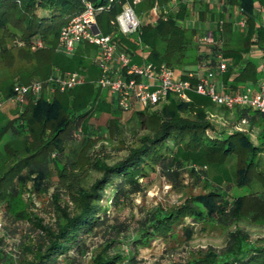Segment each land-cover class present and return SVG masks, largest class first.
Masks as SVG:
<instances>
[{
    "label": "trees",
    "instance_id": "obj_1",
    "mask_svg": "<svg viewBox=\"0 0 264 264\" xmlns=\"http://www.w3.org/2000/svg\"><path fill=\"white\" fill-rule=\"evenodd\" d=\"M89 1L95 5L109 4L97 16L102 30L108 33L112 28L109 20L118 13L119 2L123 0ZM223 1L242 7L248 24L246 32L239 33L225 22L223 43H217L212 50L230 56L232 65L239 66L237 82L249 78L256 82L260 75L255 63L252 65L243 55L252 42L264 45V19L255 11L256 4L264 8V0ZM199 3L202 4V0ZM178 4L176 14L161 18L155 24H142L138 32L148 47L151 61L188 67L184 64H196L201 55L192 38L196 29L186 30L190 31L188 34L177 24L178 18L186 16L188 8L181 0ZM82 8L83 0H0V37L5 35L17 45L30 46L37 39L45 44L38 49L45 68L32 70L20 77L19 83L45 80L51 65L61 70H79L87 77L85 83L72 89L54 90L50 99L42 95L35 102L28 100L22 106L15 105L12 113L0 110V140L8 134L4 153L0 154V204L10 220L23 219L31 224L30 232L21 234L13 242L7 234L0 235V264H119L123 261L139 264L138 244L151 234L168 235L186 216L221 225L226 229V241L219 249L207 246L187 250L184 260L170 264H264V237L250 240V233L239 226L229 229L243 220L242 215H247L246 207L251 212L253 203L247 204L248 199L253 202L254 197V201L264 206V187L254 196L230 198L224 189L220 190V182H214L218 188L210 187L205 193L186 200L182 208L146 209L136 220L135 233L126 241L132 251L125 253L123 248H116L120 242L117 236L129 226L118 224L117 228L108 223L110 217L102 203L106 187L114 188L110 202L120 204L129 194L141 191L143 185L138 178L148 176L155 169L171 184L181 185L185 172L196 181L207 183L208 166L223 164L231 155L235 156L236 164L234 175L227 183L250 186L253 172L262 175L257 157L264 152V113L246 107L226 109L194 92L189 93V101L169 94L165 102L127 112L135 128L132 129L134 138L125 143V122L121 120L124 111L112 104L113 101H107L105 90L96 84L99 73L92 61L81 65L94 47L80 43L72 55L56 50L61 26ZM199 10V17L203 19L207 5L200 6ZM214 14L224 17L210 11V20L215 19ZM118 40L127 50L136 48L135 40L120 36ZM189 49L194 50L193 58L187 54ZM13 85L14 82L6 84L3 91L6 98L12 94ZM83 109L87 110L82 112ZM212 111L232 122L226 125L228 128L221 129L209 118ZM103 112L110 114L105 123L109 136L96 147L99 135L90 118L92 114ZM238 125H244L245 129H235ZM254 125L258 127L256 140L249 134L253 133ZM78 128L82 138L75 142L74 133ZM114 141H117V149L126 152L108 161L110 156L105 146ZM185 162L195 166H186ZM12 170L17 171L13 179L7 176ZM92 171L98 175L91 179ZM51 187L53 190L44 208L50 220L44 221L29 194H43ZM25 191L28 198L24 201ZM0 229L4 230L2 222ZM182 230L189 239L191 228L185 225ZM98 234L104 239L95 246L89 239Z\"/></svg>",
    "mask_w": 264,
    "mask_h": 264
},
{
    "label": "rangeland",
    "instance_id": "obj_2",
    "mask_svg": "<svg viewBox=\"0 0 264 264\" xmlns=\"http://www.w3.org/2000/svg\"><path fill=\"white\" fill-rule=\"evenodd\" d=\"M199 1L200 0H197V5L191 4L188 6L187 10H185L187 13L186 16L177 19V24L181 28H184L185 32H187L188 34H190V31L186 30H190L192 28L196 29L195 33L192 35V38L196 43L198 42V37L206 30L208 25L207 22H209V18L204 16L205 18L200 19L199 22L195 23L196 15L195 13L193 14L192 10H195V8H200V6L202 8V4H200ZM181 2L184 3V0H181ZM186 4L188 5L189 3ZM155 5L158 6L159 12L158 17L155 21L152 22V24H155L157 20L161 18H167L170 14H176L179 8L178 0H169L168 3L163 4L158 0H141L135 6L136 13L143 20L141 25L150 21V18L153 15L151 10ZM187 19L189 20V23ZM224 24L225 22L222 25L224 26ZM120 37H124L125 39H128L132 42L134 40L133 35H120ZM140 43V45L143 46L144 49L148 52L147 45H145L142 41ZM31 45H17L12 39L5 35L0 37V102H2V104L0 105V110H8L10 113H12L16 108L15 105L9 102L8 98L4 96L3 91L6 84H13V82H18V79L20 77L27 76L30 72H32V70H42L45 68L41 61V51H39L38 49H34ZM140 45L136 43L135 49H137V47H139ZM3 47L5 49H3ZM94 52V48H91L89 50L86 60L83 62V64H81L82 66L86 64L87 60L91 61V57ZM193 52V49L187 50L189 58H193ZM254 60L257 64L259 63V60L257 58H255ZM133 61H141V57L137 54L136 56H134ZM184 65H188V67L191 66V64ZM55 68L60 69L55 65H51L48 68V70H50V74L53 72V70H55ZM95 68L99 73L100 71L98 67L95 66ZM188 93L193 92L189 91ZM87 109H83L82 112ZM121 114V120L122 122H125L123 138L125 143H128L134 138L132 135V129L135 128V125L134 121L131 120L130 115L128 116L127 112H121ZM212 114L208 115L209 118L215 120V122L221 129L228 128L226 127V125L232 123L227 118L225 119L224 116L222 117V115L216 116L215 111H212ZM11 115L12 114H10V116ZM109 116L110 115L106 112L91 115L90 122L93 124V128H95L97 135H99L96 147L102 141L105 142L106 138L109 136V132L105 128V123ZM235 129H245V126L238 125L235 127ZM81 138L82 133L77 136L74 141H80ZM7 140L8 135L4 134V136L0 140V154L4 153V145ZM116 146L117 141H114L111 145L105 146V152L110 156L108 161L118 159L125 154V149H117ZM257 162L258 168L262 172V175L257 176L256 172H253V179L250 186L244 187H237L234 184L227 183L228 180L232 179V176L234 175L236 164V158L234 155L229 156V158L223 164H210L208 166V179L205 178V182L207 183H204V180L196 181L194 179V176H191L188 172H185L181 179V185L171 184L160 173V171H158V169H155L154 171H151L148 176L138 178V181L142 182V190L134 194H129V196L125 198L120 204H114L110 202V198L112 196L114 188L112 186L106 187L102 203L106 206L107 213L110 217L108 223L115 224L117 228L119 227L118 224L129 226L128 230L121 231L117 236L120 242L117 244L116 248H123V251L125 253L132 251L130 245L126 243V241L135 233V228L137 225L136 220L144 214V211L146 209L156 208V206H160L165 210L182 208V204L186 200H190L196 195L205 193L209 190L210 187L217 186L218 188V185H216L215 183L219 182L222 184V187L220 186V190L224 189L225 193L228 194L230 198L239 196H244L247 198L251 195L254 196L255 192L261 190L262 187H264V152H262L261 156L257 157ZM185 163L186 166H195V164H192L191 162ZM16 172L17 171L14 172V170H12L7 176H11V178L13 179ZM97 175V172L92 171L91 179ZM52 190L53 189L51 187L46 193L43 194L29 192V196H31L32 200L31 202H34L36 206V212L44 218V221L50 220V217H47L44 208L45 206L47 207L49 195ZM27 193V191L23 193L24 201L28 198ZM246 203H253L251 212L248 211L246 207L247 211L245 210V212L247 213V215H242L243 220L232 224L231 226H229V229H234L235 226H239L243 230H246L250 233V240H255L258 237H264V223H260L264 222V206H261L258 201H254V197L253 202H250V200L248 199ZM29 208H31L30 205ZM252 217L254 220L252 219ZM0 222L4 224V230L0 229V235H2L3 233L7 234L10 242H13V240L18 238L21 234L30 232L31 230V224L28 220H10L8 215L2 209L1 204ZM185 225L189 226L192 230L191 237L189 239L186 238V235L182 230V226ZM111 235H114L113 232ZM226 236V229H224L221 225L210 222L207 219H193L190 216H186L184 220L174 228V231L169 232L168 235H161L156 233L151 234L150 236L143 239L142 242L138 244L136 256L139 264H170L173 261L184 260L187 256V250H195L198 248H205L207 246H213L219 249L224 246ZM103 239L104 237L102 236V234H98L90 237L89 241L96 246L101 241H103ZM119 264L131 263H129L128 261H123Z\"/></svg>",
    "mask_w": 264,
    "mask_h": 264
},
{
    "label": "built area",
    "instance_id": "obj_3",
    "mask_svg": "<svg viewBox=\"0 0 264 264\" xmlns=\"http://www.w3.org/2000/svg\"><path fill=\"white\" fill-rule=\"evenodd\" d=\"M140 1H120L118 13L109 20L112 28L105 33L97 16L106 10L109 4L95 5L89 0H83V8L61 26L56 49L66 55H72L80 43L92 45L95 52L91 61L100 71L95 82L109 93L113 104L124 112L165 102L169 94L176 95L182 101H189L188 92L192 91L207 96L211 102L226 109L246 107L264 113V74L256 89L247 85L235 91H225L218 89L215 82V71H224L228 66V60L221 51L212 50L220 41L219 33L215 31H221L224 22H229L236 31L245 30L248 18L242 7L221 2L219 6L224 17L214 20L216 29L212 24H208L206 30L198 37L201 55L199 61L194 66L173 67L166 62L151 61L148 52L140 45L138 30L143 20L135 11V6ZM196 1L184 0V3ZM255 11L261 13L260 8H255ZM151 12L153 15L148 22L152 23L158 17V6L155 5ZM120 35H133L140 46L134 51L127 50L118 40ZM31 46L40 49L45 44L41 39H37ZM137 54L141 61H133ZM86 80V75L79 70L55 68L45 80L14 83L8 101L22 106L28 100L37 101L42 95L50 99L54 90L63 92L85 83ZM80 133L81 129L78 128L74 134L79 136Z\"/></svg>",
    "mask_w": 264,
    "mask_h": 264
},
{
    "label": "crops",
    "instance_id": "obj_4",
    "mask_svg": "<svg viewBox=\"0 0 264 264\" xmlns=\"http://www.w3.org/2000/svg\"><path fill=\"white\" fill-rule=\"evenodd\" d=\"M221 2H224L223 0H202V7H204L205 5H207L208 10L206 11L205 15L206 17H210L209 13L210 11H213L214 13L216 12V14H223V12H221L220 10V4ZM197 5V3H189V5ZM255 8H260L261 9V13L260 16L262 19H264V8L260 7L259 4H256ZM199 8H195V10H192L193 14L195 13L196 17H195V23L200 21V17H199ZM205 18V17H204ZM214 18L217 19V15L214 14ZM215 19L211 20V23L207 22V24H212V27L214 29H216V21H214ZM222 32V34H221ZM223 32H224V26L222 27L221 31H215V33H219V45H222L223 43ZM239 33H245L246 31H237ZM253 40V37H252ZM224 56V55H223ZM225 59L228 60V68H226L224 71H221L219 69H217L215 71V82L217 85L218 89L221 90H225V91H235L238 90L241 87L244 86H252L254 89H256L258 87V83L260 81V78L262 76V74H264V45H258L256 43H253L250 45V49L247 53H245L243 55V58L247 59L248 61L251 62V64L253 65V62L255 63V70L257 72H259V79L254 82L252 80V78L247 79L245 81L242 82H237L236 81V77L239 75L240 73V68L237 65H232L233 64V60L230 56L225 57ZM255 58H257L259 60V63L257 64L256 61L254 60ZM195 64L191 65L194 66ZM106 95V99L107 101L112 103V97L109 95V93L106 91L105 92ZM113 104V103H112ZM107 114H109L108 112H106ZM110 115V114H109ZM258 130L257 125L253 126V133L249 132L250 136L252 138L255 139V132ZM7 134V133H6ZM5 134V135H6ZM8 135V134H7ZM4 136V135H3ZM256 140V139H255Z\"/></svg>",
    "mask_w": 264,
    "mask_h": 264
}]
</instances>
